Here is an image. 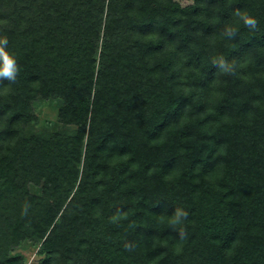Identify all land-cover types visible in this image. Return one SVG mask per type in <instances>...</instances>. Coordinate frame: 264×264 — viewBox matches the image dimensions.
I'll return each mask as SVG.
<instances>
[{
    "label": "trees",
    "instance_id": "1",
    "mask_svg": "<svg viewBox=\"0 0 264 264\" xmlns=\"http://www.w3.org/2000/svg\"><path fill=\"white\" fill-rule=\"evenodd\" d=\"M0 38V264H264V0H0Z\"/></svg>",
    "mask_w": 264,
    "mask_h": 264
},
{
    "label": "clouds",
    "instance_id": "2",
    "mask_svg": "<svg viewBox=\"0 0 264 264\" xmlns=\"http://www.w3.org/2000/svg\"><path fill=\"white\" fill-rule=\"evenodd\" d=\"M243 20L246 26L251 28L256 27L257 21L254 18L244 16ZM231 32L232 30H229L230 34ZM7 45V38H0V80L7 79L9 81H15L18 73V66L14 55L6 50ZM187 215V212L178 209L170 223L172 225L180 224L182 219L187 218ZM180 235L181 237L184 236L183 230H181Z\"/></svg>",
    "mask_w": 264,
    "mask_h": 264
},
{
    "label": "rangeland",
    "instance_id": "3",
    "mask_svg": "<svg viewBox=\"0 0 264 264\" xmlns=\"http://www.w3.org/2000/svg\"><path fill=\"white\" fill-rule=\"evenodd\" d=\"M59 106L60 103L57 100H36L35 101V112L38 114L39 121L37 125L43 126L49 121L54 122V125H57L58 115H59ZM73 127V126H70ZM32 190L36 193H41V187L32 185ZM16 252L24 254L29 261L36 260L37 258V249L31 243L22 244L16 249Z\"/></svg>",
    "mask_w": 264,
    "mask_h": 264
}]
</instances>
